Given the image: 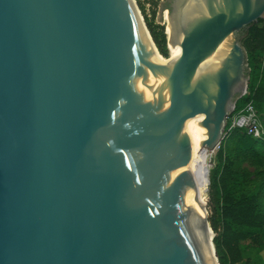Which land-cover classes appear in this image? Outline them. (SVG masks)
Segmentation results:
<instances>
[{
    "label": "water",
    "instance_id": "1",
    "mask_svg": "<svg viewBox=\"0 0 264 264\" xmlns=\"http://www.w3.org/2000/svg\"><path fill=\"white\" fill-rule=\"evenodd\" d=\"M167 10L164 61L135 0H0V264H219L196 151L247 88L264 0Z\"/></svg>",
    "mask_w": 264,
    "mask_h": 264
},
{
    "label": "trees",
    "instance_id": "2",
    "mask_svg": "<svg viewBox=\"0 0 264 264\" xmlns=\"http://www.w3.org/2000/svg\"><path fill=\"white\" fill-rule=\"evenodd\" d=\"M143 11V10H142ZM150 36L164 61L168 60L163 27L144 18ZM249 71L246 93L236 107L251 101L264 117V17L244 28L240 37ZM248 158L264 159V140L232 131L220 142L210 170L209 222L219 264H264V168L242 167Z\"/></svg>",
    "mask_w": 264,
    "mask_h": 264
},
{
    "label": "rangeland",
    "instance_id": "3",
    "mask_svg": "<svg viewBox=\"0 0 264 264\" xmlns=\"http://www.w3.org/2000/svg\"><path fill=\"white\" fill-rule=\"evenodd\" d=\"M170 0H135L136 6L143 18L147 19L148 21L152 22L153 24H157L163 27V31H166V19H165V12L168 13L167 7L169 4ZM143 10V11H142ZM145 23V21H144ZM244 28L237 34L238 39L240 41L241 34L243 33ZM166 35V34H165ZM167 38V35H166ZM241 43V42H240ZM167 51L169 49L167 48ZM168 59H169V53H168ZM219 148V147H218ZM218 148H213L212 151H210L208 158H207V165H208V170L210 174V170L214 168L216 160V153ZM242 167H246L248 170L253 171L256 169H262L264 168V159L260 162H258L256 159L248 158L245 161L242 162L241 164ZM209 179V177H208ZM209 182V180H208ZM209 187V184H208ZM204 211L206 214V218L209 221V207H208V197L204 205ZM210 226V225H209ZM210 229V234L215 235V232H212L211 227ZM259 257L253 259V264H258Z\"/></svg>",
    "mask_w": 264,
    "mask_h": 264
},
{
    "label": "built area",
    "instance_id": "4",
    "mask_svg": "<svg viewBox=\"0 0 264 264\" xmlns=\"http://www.w3.org/2000/svg\"><path fill=\"white\" fill-rule=\"evenodd\" d=\"M245 93L246 90L243 94ZM232 131H237L240 134L264 140V117L251 101L246 102L241 107H236L235 104L233 105L231 111L224 119L220 141L216 144L215 148H218L220 142Z\"/></svg>",
    "mask_w": 264,
    "mask_h": 264
},
{
    "label": "bare ground",
    "instance_id": "5",
    "mask_svg": "<svg viewBox=\"0 0 264 264\" xmlns=\"http://www.w3.org/2000/svg\"><path fill=\"white\" fill-rule=\"evenodd\" d=\"M164 17L166 19V34L170 35L171 34V25H170V20H169V16H168L167 12H165ZM168 49H169V51H168L169 60H172L178 54L179 49L171 43H168ZM217 55H218V53H217ZM207 67H208V63H205L204 68H207ZM200 118H201L200 116H194V117L190 118L186 124L189 127H191L193 130H195L197 133H199L200 135H202L203 137L206 138V129L203 126H200L198 123ZM210 151H212V149H209L206 146H202V145L196 151V156H197V158L201 164L202 172H203V186H202L201 192L199 193L196 200L199 201V203L202 207H204L205 202H206L207 197H208L209 170H208V165H207V158H208ZM203 211H204V209L201 210V208H200V212H202V214H204L206 216L205 211L204 212ZM209 227L210 226H209V221H208V231L205 232L206 235L207 234L211 235L210 234L211 231H210ZM212 232H213V230H212Z\"/></svg>",
    "mask_w": 264,
    "mask_h": 264
}]
</instances>
